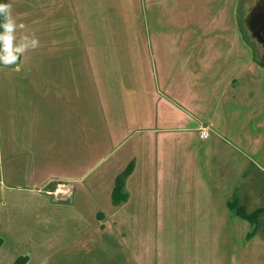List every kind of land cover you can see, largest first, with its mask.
Listing matches in <instances>:
<instances>
[{"label": "crops", "instance_id": "obj_1", "mask_svg": "<svg viewBox=\"0 0 264 264\" xmlns=\"http://www.w3.org/2000/svg\"><path fill=\"white\" fill-rule=\"evenodd\" d=\"M86 1L40 4L33 7L35 18L30 16V8L17 3L13 6L9 0L0 1L10 4L17 24L24 25L17 30V37L34 32L40 41L39 48L21 58L20 71L0 66V140L14 134L19 136L13 122L33 117L31 120L38 124V144L33 150L43 152L52 165L42 174L29 171L26 157L20 173L6 171L10 173V178H5L11 185L9 189L14 186L17 192L31 191L38 195L42 191L39 186L27 187L62 180L70 183L65 186L72 194L71 183L88 177L94 156L99 152L107 155L128 142L130 145L123 150L128 156L109 176L106 185L109 202L114 177L132 161V169L122 186L127 197L118 204L110 202L97 212L100 218L112 217L117 224L97 229L98 226L90 228L85 221L90 233L66 247H76L77 243L80 247L85 242L95 245L109 232L121 237L119 249L114 253L119 255L115 258L119 264H225L216 257L207 261L208 244L196 243L189 249L193 251H187L180 258L174 256L169 251L174 245L165 244L167 237L159 241L158 233L162 229L157 225L161 216L180 217L181 223L191 216L188 211L176 214L166 208L176 183L177 189L186 184L190 186L196 176H201L205 187L209 179L214 182L211 187L216 193L207 196L215 199L214 205L222 217L220 225L229 223L235 227L236 221L232 220L235 215L227 209V217L218 202L216 205V199L222 198L218 193L222 174L238 164L241 167L243 158L257 169H264L261 142L264 138V66L232 48L236 47L232 33L236 25L233 23L234 29L231 26L228 32H223L221 26L231 19L223 17L219 0H97L98 8L93 9L102 11L96 13L87 8ZM107 8H115L121 16L118 18L125 21L128 33H122L123 38L116 30L108 32V22L102 16ZM124 8L132 9L131 16L120 15ZM98 18H103L106 25L105 35L100 38L92 33L93 25L103 26ZM148 22L152 24L148 26ZM113 24L117 25L118 20L114 19ZM207 25L217 28L218 33L209 35ZM141 28L152 30L149 42ZM206 42L211 43L210 47ZM257 78L261 81H256ZM256 91H262V96L254 95ZM23 97H29L31 108L22 103ZM8 106L12 107L13 115L5 121ZM201 127L208 129L207 136H199ZM216 130L223 132V139ZM212 131L221 141L216 150L211 149L209 142ZM20 138L21 146L27 150V139L25 144ZM194 148L197 155L206 154L205 158H197ZM145 186L148 189L142 193ZM226 202L227 199L223 207ZM140 207H151L148 218H153V228L150 226L144 233L138 231L139 240L131 242L137 228L130 227L136 224L130 214ZM79 215L82 220L83 212ZM124 220L126 225L122 226ZM167 223L182 226L172 218ZM0 232L9 237L1 224ZM131 247L144 250L135 254ZM250 247L255 248L252 254L243 252ZM224 249L229 252L221 253L220 257L226 264H244L245 254L250 256L251 264H264L262 243L226 242ZM30 255H34V250L28 246L17 249L0 245V264H11L17 256L27 257L24 264H37L31 263Z\"/></svg>", "mask_w": 264, "mask_h": 264}, {"label": "rangeland", "instance_id": "obj_2", "mask_svg": "<svg viewBox=\"0 0 264 264\" xmlns=\"http://www.w3.org/2000/svg\"><path fill=\"white\" fill-rule=\"evenodd\" d=\"M9 2L13 6L17 3L24 8H30V16H34L35 18L34 13L36 9L33 7L40 6V4L41 6H52L58 0H45L44 2L46 3H41L39 0H9ZM96 3L97 0L94 2L87 0L85 2L89 10L94 11V13L101 12L102 10L100 9H93L95 7L98 8ZM219 5L223 6V17L230 16L231 19L227 24L221 26L225 30L223 32H228L231 26L234 29L233 23L236 25L235 30H232L236 47L232 46V48L239 50L244 58L245 56H249L257 59V61L264 62V0H219ZM126 6H128V3ZM125 8L124 12L120 15L125 17L128 14L131 16L132 9ZM141 9L143 11L142 7ZM77 12H79L78 9ZM102 16H105V20L108 22L106 23L108 24V32H115L116 30V33H121L118 36L122 38V33H128L125 21L118 18L121 16L117 15L115 8H107ZM144 16L145 13L143 11L142 19L147 27ZM256 16L262 18L261 31L257 29L260 28L259 25L252 22ZM231 17L234 18V21H232ZM114 19L118 20L117 25L113 24ZM98 23L103 26L93 25L92 33L95 37L100 38L105 35L103 29H106V25L103 18H98ZM151 24L148 22V26ZM206 31H208L209 35L218 33L217 28L210 27L209 25H207ZM141 33L146 36L149 42L152 30L150 29L148 31L145 28H141ZM210 44V42H206V46L210 47ZM258 80L261 81V78L256 79V81ZM254 95L262 96V91H256ZM26 98L23 97L22 103H24L26 108H31V102H28L30 99L28 97L27 101H25ZM8 108H10L9 111L4 115L5 121L13 115L12 107L8 106ZM238 114L239 112H237L236 116ZM32 118L29 116L25 120L24 118H20L16 124L13 122L17 127L19 136L14 134L12 137L5 136L3 137L4 140H0V224L9 233L8 237L5 232H0L2 246H6V248L12 246L17 249H21L24 246L33 248L34 255H30V261L31 263L36 261L37 264H119L118 259H115L119 258V255L114 253L119 249L117 244L121 242L120 235L116 236L113 233L107 232L104 234V237L101 236L99 238L95 245H89L85 242V245L80 247L78 243L75 245L76 247L68 248L66 246L72 244L73 241L75 242L83 234L90 233L85 221L88 222L90 228L98 226L97 229L109 226L114 227L117 224L116 220L112 217L103 215V218H98L97 214L99 213L97 212L102 210L100 207L105 209V205L110 204V201L108 202L109 194L106 192L108 178L118 169V165L124 163L128 154H123V150L130 143H125L120 149L110 151L107 155L103 156V153L99 152L98 155L94 156L93 168L88 172V177L71 183L72 194H70V197H73H71V200L54 198L52 195V191H55L57 184L66 185L67 187L70 185V183L62 180L49 182L45 186H24L27 188H37L39 186L42 191L38 195H34L31 191H23L24 193L17 192L19 190L13 188L14 186L9 189L11 185L5 178H10V173H6V171L20 173L22 162L23 165L26 163V157L29 171L32 169L42 174L45 168L52 166L43 152L33 150L38 144V124L36 120H31ZM216 133L218 135L220 134L221 139H223V132L216 130ZM20 136L23 138V143L25 144V139H27V150L21 146ZM209 138L211 149L216 150L221 144V141L217 139L214 131L212 133L209 132ZM261 142L264 144V138H261ZM238 146L241 147V145ZM194 152L197 158L204 159L206 156V154L201 152L197 155V148H194ZM240 165H236V169H227V172L222 174V181L218 192L222 198L219 201L216 199V205L218 202V205L227 217L228 214L225 211L227 208L225 206L223 207V202L226 199L229 201L232 194L236 195L237 204L243 206L246 211H251L257 207H264V169H257L249 160L244 158L242 159L241 167H239ZM47 172L50 173L51 169L48 168ZM233 178L235 181L232 183ZM211 183L212 185L214 184L209 179L207 181V187H205V180L201 176H196L194 182L190 183V186L186 184L181 187L179 186L177 189V183L174 185V192L168 201V207L166 209H173V212L176 214L188 211L191 216L185 217L183 223H181L182 218L180 217H159L160 222L157 226L162 230L158 233V239L161 241L167 237L168 243L165 244L170 243L171 246L174 245L169 251L179 258L187 251H193L189 249L196 243L198 246L199 244H208L206 250L207 261L216 257L217 259H222L226 264V260L220 257L221 253L227 252L228 254L229 252L224 249L226 242L243 243L252 241L262 243L264 246V212L258 219V225L255 231L249 237L246 235L251 231V227L248 223L242 222L236 216L232 219L236 221L235 227H231L232 225L229 223L220 225L222 217L219 214L218 207L214 205L215 199H210L207 196L208 194L216 193L213 192ZM22 184L26 185L24 181ZM145 187L146 189H143L142 193L148 189V186ZM43 190L46 192H43ZM88 198H92L93 201L88 200ZM150 208L140 207L131 211L130 216L134 217L136 224L130 227L132 229L137 228V234L136 237H133L129 241H138L140 234L138 231L142 233L147 232L150 226H152L153 218L151 217L150 220L148 218V210ZM125 211L129 212V210ZM82 212L84 216H82L81 220V215L79 214ZM90 213L91 215L89 216ZM77 215L78 217H76ZM87 217L89 219H86ZM171 218L173 222L181 223L183 228L182 226L179 227V225L176 226L173 224L174 226H171L170 223H167ZM161 220H164V222L162 223ZM226 221H228V218ZM121 225H126L125 220ZM170 229L174 231L171 232L169 231ZM92 234L94 235L93 231ZM122 234L124 235L125 233L123 232ZM254 249L253 247H250L249 250L245 248L243 252L251 251L252 254ZM130 250L132 253L139 254V251H143L144 249L131 247ZM120 251L122 250L120 249ZM198 251L202 250L199 249ZM233 252H235L237 260L238 252L236 249ZM257 254L260 258L259 253ZM249 257L245 254L244 264L252 263ZM225 258L227 259V255ZM112 259L117 261H112Z\"/></svg>", "mask_w": 264, "mask_h": 264}, {"label": "clouds", "instance_id": "obj_3", "mask_svg": "<svg viewBox=\"0 0 264 264\" xmlns=\"http://www.w3.org/2000/svg\"><path fill=\"white\" fill-rule=\"evenodd\" d=\"M23 27L13 17L11 5L0 3V66L20 71L21 58L40 47L34 32L17 37V30Z\"/></svg>", "mask_w": 264, "mask_h": 264}, {"label": "trees", "instance_id": "obj_4", "mask_svg": "<svg viewBox=\"0 0 264 264\" xmlns=\"http://www.w3.org/2000/svg\"><path fill=\"white\" fill-rule=\"evenodd\" d=\"M133 166V162L130 161L125 168L117 174L113 179V187L110 192V202L112 204H118L125 201L127 195L122 191V186L124 179L130 173ZM227 209L232 212L239 219L246 221L251 227V231L246 235L251 236L258 225V219L260 215L264 212V207H257L251 211H246L243 206L237 204V197L232 194L231 199L226 202ZM98 218L100 215L97 216ZM2 240L0 239V245ZM26 256H17L11 264H24L26 261Z\"/></svg>", "mask_w": 264, "mask_h": 264}, {"label": "built area", "instance_id": "obj_5", "mask_svg": "<svg viewBox=\"0 0 264 264\" xmlns=\"http://www.w3.org/2000/svg\"><path fill=\"white\" fill-rule=\"evenodd\" d=\"M208 135V129L206 127H201L199 128V136L200 137H205ZM62 186V187H60ZM65 190V192H60L61 189ZM57 194V195H56ZM53 197H57L58 199H68L70 198V192L68 191L67 187L65 185H56L55 191H52Z\"/></svg>", "mask_w": 264, "mask_h": 264}, {"label": "flooded vegetation", "instance_id": "obj_6", "mask_svg": "<svg viewBox=\"0 0 264 264\" xmlns=\"http://www.w3.org/2000/svg\"><path fill=\"white\" fill-rule=\"evenodd\" d=\"M252 22L258 24L260 28H257V29L258 30L260 29V31H261V27H262V23H263L262 18L256 16L253 18ZM256 24H255V26H256ZM259 62H262V61H259Z\"/></svg>", "mask_w": 264, "mask_h": 264}, {"label": "bare ground", "instance_id": "obj_7", "mask_svg": "<svg viewBox=\"0 0 264 264\" xmlns=\"http://www.w3.org/2000/svg\"><path fill=\"white\" fill-rule=\"evenodd\" d=\"M60 192H65L64 188L60 190Z\"/></svg>", "mask_w": 264, "mask_h": 264}, {"label": "water", "instance_id": "obj_8", "mask_svg": "<svg viewBox=\"0 0 264 264\" xmlns=\"http://www.w3.org/2000/svg\"><path fill=\"white\" fill-rule=\"evenodd\" d=\"M261 64L264 66V62H261ZM68 200H70V198H68Z\"/></svg>", "mask_w": 264, "mask_h": 264}]
</instances>
